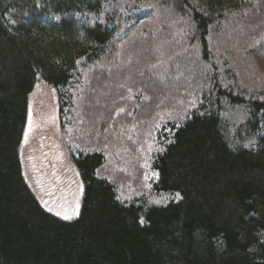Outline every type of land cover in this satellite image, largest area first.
I'll return each instance as SVG.
<instances>
[{
  "label": "trees",
  "instance_id": "16d2710c",
  "mask_svg": "<svg viewBox=\"0 0 264 264\" xmlns=\"http://www.w3.org/2000/svg\"><path fill=\"white\" fill-rule=\"evenodd\" d=\"M156 1L158 22L134 13L142 0H0V264H264V100L225 85L219 70L234 63L213 38L242 15L251 33L240 34L239 54L263 59L264 0ZM83 70L108 106L91 111L96 131L145 128L177 88L198 100L153 163L156 191L180 202H121L100 151L70 156L77 216L56 215L36 194L23 162L32 97L45 85L61 98Z\"/></svg>",
  "mask_w": 264,
  "mask_h": 264
},
{
  "label": "rangeland",
  "instance_id": "374dc122",
  "mask_svg": "<svg viewBox=\"0 0 264 264\" xmlns=\"http://www.w3.org/2000/svg\"><path fill=\"white\" fill-rule=\"evenodd\" d=\"M158 3L156 0H142L141 7L134 13L149 11L158 22ZM245 33H251L250 28L247 29L243 23V16L238 15L228 19L213 34L218 55L224 56L226 62L234 63H229L232 68H223L222 65L219 71L224 74L225 82L228 83L225 85L232 87L247 101L256 100L259 93H262L264 100V58L254 56L253 53L246 54V57L239 54L244 47L239 40ZM172 41L171 38L169 42ZM170 61L171 58L165 54L162 61L164 63L159 68H167ZM236 66L244 69V73L241 74ZM202 67L208 74L209 65L203 64ZM253 69L256 73H253ZM166 74L167 72H163L165 78L160 75L159 79H166ZM80 79L82 80L70 88L64 89L61 98L45 85L38 87L32 97L31 123L23 149V162L26 178L39 198L51 210L62 214V217L68 215L72 219L77 216L76 208L77 205L80 207L82 190L76 180L70 156L100 151L106 159L100 174L116 186L121 202L147 207H165L170 203L180 202L182 196L179 194L178 198V193L156 191L159 174L153 163L154 158L171 142L174 127H181L191 117L198 100L184 89L177 88L166 95L165 102L160 104L152 121L145 128L136 124L116 132L106 129L96 131L95 116L91 111L96 107L107 112L108 106H102L104 103L101 104L97 96L90 95V81L84 70L81 71ZM136 96L137 94H132L133 99ZM60 99L63 100L62 103ZM60 104L63 107L61 114L58 112ZM125 111L126 108L120 113ZM97 117L101 123L105 120L102 114ZM231 117L237 119L241 116L234 114ZM232 134L234 136L236 131L233 130Z\"/></svg>",
  "mask_w": 264,
  "mask_h": 264
},
{
  "label": "snow or ice",
  "instance_id": "6c2138e0",
  "mask_svg": "<svg viewBox=\"0 0 264 264\" xmlns=\"http://www.w3.org/2000/svg\"><path fill=\"white\" fill-rule=\"evenodd\" d=\"M177 197L179 198V194H177ZM78 209H79V205H77V208H76V210H77V213H78ZM56 215H61L59 212H57L56 213ZM64 219H71V217L70 216H68V215H64V217H63ZM141 222H143V221H141Z\"/></svg>",
  "mask_w": 264,
  "mask_h": 264
}]
</instances>
